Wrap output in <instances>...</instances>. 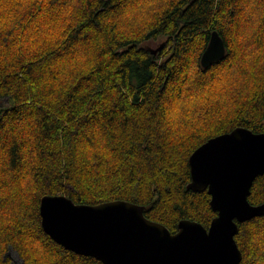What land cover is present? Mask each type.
Wrapping results in <instances>:
<instances>
[{
    "label": "trees",
    "instance_id": "trees-1",
    "mask_svg": "<svg viewBox=\"0 0 264 264\" xmlns=\"http://www.w3.org/2000/svg\"><path fill=\"white\" fill-rule=\"evenodd\" d=\"M213 30L226 55L203 67ZM238 126L264 132V0H0V264H104L44 231V195L209 227L189 158ZM236 241L239 264H264V215Z\"/></svg>",
    "mask_w": 264,
    "mask_h": 264
},
{
    "label": "water",
    "instance_id": "water-1",
    "mask_svg": "<svg viewBox=\"0 0 264 264\" xmlns=\"http://www.w3.org/2000/svg\"><path fill=\"white\" fill-rule=\"evenodd\" d=\"M226 50L223 37L213 30L201 57L203 67L222 60ZM189 164L188 188L207 190L217 212L209 227L185 218L173 233L149 219L144 205L123 199L77 203L66 194L41 198L42 227L66 249L104 264H239V223L264 215V203L249 200L254 181L264 174V132L238 126L214 136L191 154Z\"/></svg>",
    "mask_w": 264,
    "mask_h": 264
},
{
    "label": "rangeland",
    "instance_id": "rangeland-1",
    "mask_svg": "<svg viewBox=\"0 0 264 264\" xmlns=\"http://www.w3.org/2000/svg\"><path fill=\"white\" fill-rule=\"evenodd\" d=\"M164 40H158V41H151L148 43V47L149 48H152V49H157L162 43H163ZM10 256L13 258V261L14 262H18L20 261V258L18 256V254L16 253L15 250L13 249H10Z\"/></svg>",
    "mask_w": 264,
    "mask_h": 264
}]
</instances>
